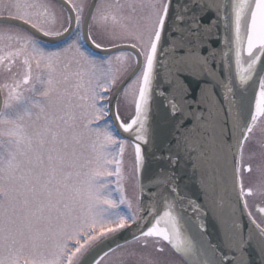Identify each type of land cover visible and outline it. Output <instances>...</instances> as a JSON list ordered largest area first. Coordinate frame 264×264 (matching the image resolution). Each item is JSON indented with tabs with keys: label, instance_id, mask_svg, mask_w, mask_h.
<instances>
[{
	"label": "snow or ice",
	"instance_id": "snow-or-ice-1",
	"mask_svg": "<svg viewBox=\"0 0 264 264\" xmlns=\"http://www.w3.org/2000/svg\"><path fill=\"white\" fill-rule=\"evenodd\" d=\"M0 74V264H264V0H0Z\"/></svg>",
	"mask_w": 264,
	"mask_h": 264
},
{
	"label": "flooded vegetation",
	"instance_id": "flooded-vegetation-1",
	"mask_svg": "<svg viewBox=\"0 0 264 264\" xmlns=\"http://www.w3.org/2000/svg\"><path fill=\"white\" fill-rule=\"evenodd\" d=\"M264 127V124H259L257 125V128L255 129V136L259 137L261 135V128ZM255 148V144L253 142H249L245 145L243 154L241 156V172H240V177L243 180V183L245 187L252 186L256 187L259 179V174L257 172V163L259 158L257 157L256 159H251L249 158V153L251 150ZM251 164L252 171L251 172H244L243 171V166ZM248 204L249 207L255 210V207L261 203H264V197L260 195H255L252 197H248ZM181 261V260H180ZM182 262V261H181Z\"/></svg>",
	"mask_w": 264,
	"mask_h": 264
},
{
	"label": "rangeland",
	"instance_id": "rangeland-1",
	"mask_svg": "<svg viewBox=\"0 0 264 264\" xmlns=\"http://www.w3.org/2000/svg\"><path fill=\"white\" fill-rule=\"evenodd\" d=\"M101 23H104L103 21H101ZM110 23V21H109ZM5 82V76L3 74H0V84H3ZM2 95L3 98L6 95V90L2 91ZM130 113L128 111H126L124 109V106L122 105L121 107V116L123 119L127 120L129 118ZM133 158V150L131 147H128L125 153V169L126 172L128 171V167L131 163V160ZM125 187H126V191L127 194L129 196H131L134 192V181L129 178L126 182H125ZM150 251V249H149ZM159 256V258H161L163 261H165V264H167V262L171 261V264H182V262L180 261V259L177 257V255L174 254V252L171 250V248L167 245H165V252L162 254H155ZM129 264H145L144 260H141L139 258H135L133 260L129 261Z\"/></svg>",
	"mask_w": 264,
	"mask_h": 264
},
{
	"label": "water",
	"instance_id": "water-1",
	"mask_svg": "<svg viewBox=\"0 0 264 264\" xmlns=\"http://www.w3.org/2000/svg\"><path fill=\"white\" fill-rule=\"evenodd\" d=\"M0 101H2V96H1V91H0ZM162 115V110L161 111H155L154 110V126L157 129V133H158V139H159V129L160 127H162V120L160 119ZM195 191V188H193V192ZM242 207V205H241ZM245 222H247V219L245 218Z\"/></svg>",
	"mask_w": 264,
	"mask_h": 264
}]
</instances>
